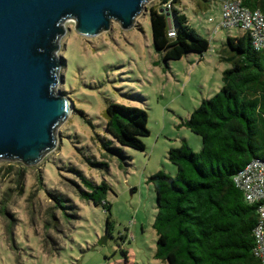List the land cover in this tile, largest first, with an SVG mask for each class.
I'll list each match as a JSON object with an SVG mask.
<instances>
[{
	"label": "rangeland",
	"instance_id": "1",
	"mask_svg": "<svg viewBox=\"0 0 264 264\" xmlns=\"http://www.w3.org/2000/svg\"><path fill=\"white\" fill-rule=\"evenodd\" d=\"M151 6L164 5L160 0L147 3V11L128 30L112 22L108 31L85 37L74 30L72 20L64 23L58 90L73 110L57 128L55 148L39 163L0 160V204L6 202L9 213L0 212V264H167L155 257L156 196L148 179L159 171L176 174L168 159L171 148L185 142L200 150V137L185 122L202 99L221 88L222 72L230 67L222 60L223 49L227 36L238 30L216 28L218 0H179L177 7L209 41V49L165 64L152 44ZM111 103L147 113L143 151L122 147L118 157L101 149L100 138L111 139L104 131ZM76 171L109 185V212L79 198ZM49 193L67 199L70 208L65 213L55 208ZM9 222L13 226L7 236ZM106 234L110 237L100 243Z\"/></svg>",
	"mask_w": 264,
	"mask_h": 264
},
{
	"label": "trees",
	"instance_id": "2",
	"mask_svg": "<svg viewBox=\"0 0 264 264\" xmlns=\"http://www.w3.org/2000/svg\"><path fill=\"white\" fill-rule=\"evenodd\" d=\"M160 1L162 8L151 6L148 12L152 44L161 60L167 64L189 53L203 55L209 41L190 26L177 7L179 0ZM238 1L264 15V0ZM236 30L235 36H227L223 49L222 60L230 67L222 72L221 88L202 99L185 122L200 137V150L193 151L185 142L171 148L168 159L176 165V174L159 171L148 179L156 196L155 257L167 264H262L253 251L257 205L245 200L233 177L251 159L264 161V51L253 48L247 32ZM104 119V131L111 139L100 138L102 150L119 157L122 147L145 149L142 138L149 130L143 109L111 103ZM75 173L79 198L109 212L105 199L109 185ZM49 196L63 213L70 208L62 196ZM6 207L1 203L0 212L9 215ZM12 226L6 225L7 236ZM111 228L108 216L106 232Z\"/></svg>",
	"mask_w": 264,
	"mask_h": 264
},
{
	"label": "water",
	"instance_id": "3",
	"mask_svg": "<svg viewBox=\"0 0 264 264\" xmlns=\"http://www.w3.org/2000/svg\"><path fill=\"white\" fill-rule=\"evenodd\" d=\"M150 1L0 0V160L39 163L73 110L58 90L64 23L72 20L85 37L108 31L112 22L128 30Z\"/></svg>",
	"mask_w": 264,
	"mask_h": 264
},
{
	"label": "built area",
	"instance_id": "4",
	"mask_svg": "<svg viewBox=\"0 0 264 264\" xmlns=\"http://www.w3.org/2000/svg\"><path fill=\"white\" fill-rule=\"evenodd\" d=\"M168 7V6H167ZM216 28L239 29L247 32L252 46L264 51V15L259 10H249L238 0H223ZM209 22L213 18H208ZM174 33L169 30L168 35ZM233 182L250 204L257 205L258 221L253 230L254 254L264 264V161L251 159L236 175Z\"/></svg>",
	"mask_w": 264,
	"mask_h": 264
},
{
	"label": "crops",
	"instance_id": "5",
	"mask_svg": "<svg viewBox=\"0 0 264 264\" xmlns=\"http://www.w3.org/2000/svg\"><path fill=\"white\" fill-rule=\"evenodd\" d=\"M218 1H219V3L221 4V1H222V0H218ZM219 15H220V14H219Z\"/></svg>",
	"mask_w": 264,
	"mask_h": 264
}]
</instances>
